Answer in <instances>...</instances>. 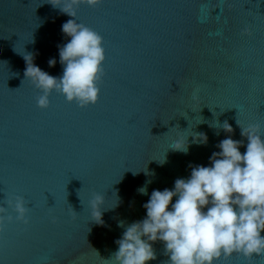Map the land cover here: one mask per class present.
I'll return each mask as SVG.
<instances>
[{
	"label": "water",
	"instance_id": "obj_1",
	"mask_svg": "<svg viewBox=\"0 0 264 264\" xmlns=\"http://www.w3.org/2000/svg\"><path fill=\"white\" fill-rule=\"evenodd\" d=\"M49 2L0 0V206L22 196L29 208L27 224L8 208L14 219L0 232V264H115V242L146 218L153 190L211 166L229 136L243 154L241 127L264 133V0L81 4L77 23L101 35L105 49L98 102L81 108L54 90L41 109L24 56L60 77L58 46L70 40L62 25L73 19ZM224 121L232 133L217 128ZM192 132L207 143H194ZM186 137L187 153L170 148ZM96 194L103 225L92 220ZM152 246L147 264H166L163 242ZM216 264H264V256L233 253Z\"/></svg>",
	"mask_w": 264,
	"mask_h": 264
},
{
	"label": "clouds",
	"instance_id": "obj_2",
	"mask_svg": "<svg viewBox=\"0 0 264 264\" xmlns=\"http://www.w3.org/2000/svg\"><path fill=\"white\" fill-rule=\"evenodd\" d=\"M49 3L73 19L62 25V32L70 40L58 46L63 66L60 77L35 66L32 54L24 56L25 77L42 93L37 97V106L49 107V96L54 90L81 108L94 105L100 95L98 82L104 76L103 38L85 24L77 23L76 9L81 4L96 7L102 0H50ZM48 63L54 66L56 60L50 59ZM197 92L195 89L194 98ZM219 125L217 128L224 132H233L227 121ZM241 135L247 139L243 154L239 150L243 142L229 136L217 145L220 151L212 154L211 166L192 167L190 177L177 179L172 190H153L143 205L146 218L126 227L122 238L115 242L118 250L110 260L114 259L115 264H147L156 259L152 245L157 241L163 242L169 256L166 264H216L222 256L228 258L233 253L248 259L264 256L261 235L264 232V133L261 125L252 124L241 127ZM191 136L194 143H207L204 133L192 132ZM187 137L175 141L170 148L187 153ZM138 192L146 195L147 187L139 188ZM173 197H176L175 203H172ZM5 203L7 207L0 206V232L4 231L6 222L14 219L8 214V208L16 213V221L29 223L24 197L7 198ZM102 205L101 194L90 201L92 220L99 225L104 223ZM72 212L76 213L73 209ZM120 226H124L123 222Z\"/></svg>",
	"mask_w": 264,
	"mask_h": 264
}]
</instances>
